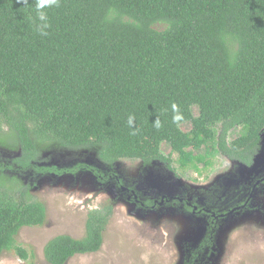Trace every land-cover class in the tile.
Returning a JSON list of instances; mask_svg holds the SVG:
<instances>
[{"label":"trees","instance_id":"1","mask_svg":"<svg viewBox=\"0 0 264 264\" xmlns=\"http://www.w3.org/2000/svg\"><path fill=\"white\" fill-rule=\"evenodd\" d=\"M35 3L0 0V143L20 152L0 166V255L27 259L16 235L46 217L4 168L103 177L83 161L43 165L41 148L93 150L110 169L123 158L171 166V152L179 166L197 167L204 157L193 151L211 142L230 159L253 162L264 128V0H59L45 10L47 35L37 30ZM235 127L241 133L228 140ZM111 214L110 205L91 209L83 237L49 239L46 261L98 251Z\"/></svg>","mask_w":264,"mask_h":264},{"label":"rangeland","instance_id":"2","mask_svg":"<svg viewBox=\"0 0 264 264\" xmlns=\"http://www.w3.org/2000/svg\"><path fill=\"white\" fill-rule=\"evenodd\" d=\"M193 112L198 113L196 106ZM182 129H190V123ZM241 131L230 130L228 140ZM161 150L171 152L166 143ZM19 154L0 143V166ZM193 154L204 157L197 167L179 166L178 154L171 152V166L123 158L110 169L93 150L50 145L39 152L41 164L83 161L103 177L84 169L32 176V171L21 175L4 168V174L16 177L17 186H28L31 199L45 205L46 217L16 235L27 259L8 251L0 255V264H49L45 243L59 234L83 237L88 212L108 205L112 214L100 249L76 254L65 264H264V128L250 165L213 150L211 142Z\"/></svg>","mask_w":264,"mask_h":264},{"label":"clouds","instance_id":"3","mask_svg":"<svg viewBox=\"0 0 264 264\" xmlns=\"http://www.w3.org/2000/svg\"><path fill=\"white\" fill-rule=\"evenodd\" d=\"M58 4L59 0H36L35 11L37 19L39 21V23L37 24V30L40 32L41 35H47L46 29L50 27L48 23L47 12L45 10L53 6H58ZM171 108L173 112L172 121L173 123L177 124V126H179V123L183 120V115L180 112L179 106L176 103H173L171 105ZM133 122L134 117L130 116L128 121L129 125H133ZM154 126L157 129L162 126L159 119H156V121L154 122ZM133 134H135V130L133 131Z\"/></svg>","mask_w":264,"mask_h":264},{"label":"flooded vegetation","instance_id":"4","mask_svg":"<svg viewBox=\"0 0 264 264\" xmlns=\"http://www.w3.org/2000/svg\"><path fill=\"white\" fill-rule=\"evenodd\" d=\"M256 156V154L254 155V157ZM264 168V167H263Z\"/></svg>","mask_w":264,"mask_h":264}]
</instances>
